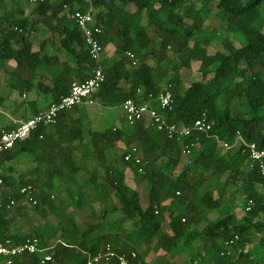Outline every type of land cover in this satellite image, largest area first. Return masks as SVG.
<instances>
[{"label":"trees","instance_id":"1","mask_svg":"<svg viewBox=\"0 0 264 264\" xmlns=\"http://www.w3.org/2000/svg\"><path fill=\"white\" fill-rule=\"evenodd\" d=\"M213 2V18L227 33L220 41L217 31L210 33L205 25ZM92 4L101 30L98 40L103 51L111 45L115 55L102 59L104 82L92 99L105 108L132 100L160 111L158 97L168 90L172 104L161 111L168 124L190 128L204 120L210 129L193 131L181 142L145 122L125 121L95 132L84 128L79 107L60 113L51 132L39 126L1 158L3 166L26 153L36 165L16 179L3 174V189L15 205L8 208L9 199L4 198L0 242L20 244L34 237L45 253H24L13 257L11 264H88L98 255L103 258L90 264H118L115 258L104 259L107 246L130 264H264V176L249 167L246 153L221 145L232 143L239 134L264 147V0H93ZM77 5L45 0L30 8L24 0H13L11 6L0 0V69L7 75L9 90L24 95L36 87L53 103L68 94L73 82L91 76L95 63L70 18ZM128 53L134 55L135 66ZM181 69L198 73L200 81L185 85ZM47 74L51 89L42 83ZM74 112L79 119H71ZM119 143L125 146L120 156L115 151ZM88 159H96V165L89 168ZM120 163L132 172L136 186L145 185V203L139 190L126 183ZM24 187L31 188L41 213L44 207L56 211L49 195L56 187L65 197L63 210L104 205L111 196L118 207L92 211L90 219L97 221L86 227L73 225L68 230L59 223L51 233L58 241L47 249L42 229L32 237L10 231L16 214L27 216V197L20 193ZM237 201V207L230 206ZM234 211L244 215L237 218ZM112 212H120L121 220L115 232H108ZM165 218L168 233L162 230ZM45 254L50 261L41 263ZM174 254L180 259L170 262ZM4 260L0 256V264Z\"/></svg>","mask_w":264,"mask_h":264},{"label":"built area","instance_id":"2","mask_svg":"<svg viewBox=\"0 0 264 264\" xmlns=\"http://www.w3.org/2000/svg\"><path fill=\"white\" fill-rule=\"evenodd\" d=\"M24 1L34 5L45 0ZM92 1L93 0H70V2H73L75 5L78 4L74 11L70 14V18L75 26L83 34L85 47L90 58L95 63V67L91 72V76L82 82H73L67 95L62 96L57 102L51 103L45 110L35 114L31 118L18 122L14 128L10 130H3L0 134V208L3 206L4 198L9 199L8 208H11L15 205L14 200L8 198V195L5 194V190L3 189L4 170L1 164L2 156L13 149L17 143L28 140L31 134L39 126H54L60 113L72 111L76 107L92 106L95 104V101L92 99V95L104 82V73L102 68L104 51L98 40L101 30L96 26L95 23V9L93 7ZM81 6L82 10L79 9ZM127 55L131 60L132 65L135 66L137 61L134 55L131 53H128ZM171 104V93L167 90L158 97L160 111L151 109L146 104L136 105L132 100L125 101L120 107L123 110L128 123L133 124L135 122H145L147 124H152L156 126L158 130L165 131L169 139H174L177 142H181L183 139L190 136L193 131L206 133L210 129L209 125L206 124L204 120L197 121L190 128L168 124L161 111L170 109ZM221 145L227 151L241 150L243 153H246L249 167L256 168L258 172L264 176V147H259L253 142L250 143L245 141L239 134H237L232 143L221 142ZM184 150L185 153H188L187 146H184ZM126 159H128V156ZM20 193L26 195L27 203H31L33 205L36 204L35 198L31 196L30 187L22 188ZM229 244L230 243L228 242L225 243V245ZM38 245L39 242L34 237L27 239L20 244L13 243L11 240L7 239L4 242H0V256L5 258L3 262L4 264H11V259L13 257L22 255L24 253H45V250L39 249ZM106 248L107 252L104 254V259H106V261L115 258L118 264H130L124 255H117L114 252L109 251L108 246ZM135 257L136 254L131 252L130 258L134 259ZM101 258H103L102 255H98L94 259H89L88 264L91 262L96 263ZM47 261H50V256L45 254L41 263Z\"/></svg>","mask_w":264,"mask_h":264},{"label":"rangeland","instance_id":"3","mask_svg":"<svg viewBox=\"0 0 264 264\" xmlns=\"http://www.w3.org/2000/svg\"><path fill=\"white\" fill-rule=\"evenodd\" d=\"M6 1V2H5ZM193 2H198L199 0H192ZM6 5L9 6L12 5L13 0H4ZM215 3L213 2L210 6V15L205 21V25L208 27L209 32L211 33V30L217 31V40L220 41L221 39L225 38L227 33L222 28L219 21L213 18V14L215 12ZM32 6H30L31 8ZM30 9H28L29 11ZM44 29V28H42ZM240 39V38H239ZM114 48L109 45L106 48H104L103 53V59H112L114 58ZM181 79L185 83V85L190 84L193 81H200L201 76L196 73L192 72L190 70L181 69L180 72ZM7 81V75L0 69V99L3 98V103L0 109V121L1 120H8L9 116H15L14 120H22V117H27L32 113V110L40 109L46 105L47 102L51 100V98L47 95L40 94L39 98L36 97L35 91L32 89L27 93V98L23 99L22 95H20L18 92H12L8 91L6 85ZM37 99V100H36ZM32 101H35V105H29ZM77 108V107H76ZM79 111L83 112L82 114V123L84 128L90 129L95 132H103L104 130L111 128V127H118L122 122H127L125 114L121 107L117 108H105L99 105L98 102H95L92 106H82L79 107ZM78 111V112H79ZM72 117L74 119H77L79 117V114L77 112H74ZM5 123V122H4ZM132 149V148H131ZM116 155L120 156L125 151V146L122 143H119L116 145L115 148ZM76 158L80 156L79 153H75ZM19 161H22V164L24 166L20 167V171H25L26 169L31 168L32 166H35V162L33 159V156L29 154H21L19 156ZM88 167L92 168L96 165V159H88L87 161ZM4 167V175H7L8 171L6 168V162L3 165ZM119 167L123 170L125 174V180L127 184H130L131 186L137 188L139 190L140 196H141V202L145 203L146 199V188L145 185H139L136 186L137 183L135 181V178L132 174V172L127 168L119 164ZM243 167L246 169L248 168V164H244ZM228 176V173L225 174L221 181H224ZM209 191H212L214 194L213 187L208 189ZM230 192L233 191V188H228ZM60 188L56 187L55 189L51 190L49 192L50 199L52 201V205L55 208L56 211L49 210L47 207H44V213L40 212V209L37 208L36 205H33L31 203H27V209L25 211V214L27 216L18 218L16 214V221L11 226L10 231L13 233L16 231V233L22 235V236H35V230L36 229H42L43 230V237L44 240L47 243V249H52V247L57 243L58 237L52 238L51 233L58 230L59 223L61 225L63 224L68 230H71L73 225H80L83 227L87 226L88 224L93 223L95 220L90 219V214L93 211L95 214L100 213L102 210H113L114 208L118 207L117 200L111 196L107 199L106 203L104 205L100 204H94L93 206H87L85 205L82 209L72 208L70 206L66 207L63 210V205H65V197L62 193L59 192ZM5 194H8V190L4 191ZM216 196V195H215ZM240 203H243L244 198L242 196L240 197ZM238 201L235 203H231L230 206L237 207ZM238 209V208H237ZM237 218H241L244 213L234 211ZM240 213V214H239ZM62 215H65L68 218H71V224H68L64 217ZM215 215V214H214ZM215 218V216H213ZM211 217L212 219H214ZM121 220L120 212H112L110 214V219L108 220V225L105 230L108 232H115L116 229L119 226ZM97 221V220H96ZM95 221V222H96ZM94 222V223H95ZM67 223V224H66ZM47 227L50 229H47ZM162 230L165 233L169 232V226H168V219L165 218V220L162 222ZM55 233V232H54ZM59 235V233H57ZM163 254L160 253L158 256L159 260H162L164 257ZM178 255H173L170 258V262H177L179 261Z\"/></svg>","mask_w":264,"mask_h":264},{"label":"crops","instance_id":"4","mask_svg":"<svg viewBox=\"0 0 264 264\" xmlns=\"http://www.w3.org/2000/svg\"><path fill=\"white\" fill-rule=\"evenodd\" d=\"M6 2V1H5ZM30 6H34V5H31L30 4ZM128 10L129 11H132L133 10V8L132 7H128ZM42 83H43V85H45V86H47V87H49L50 89L52 88V81H51V75L49 74H47V75H45L44 77H43V79H42ZM8 91H11V90H9V89H7ZM32 90V89H31ZM30 90V91H31ZM33 90L36 92L35 93V95H36V97L37 98H39V96H40V94H42L41 92H39L38 91V89L36 88V87H34L33 88ZM12 92H15V91H12ZM48 96V95H47ZM22 98L23 99H26L27 98V94H24V95H22ZM37 100V99H36ZM2 103H3V98H1L0 99V109H1V106H2ZM52 102H51V100L49 101V102H47L46 103V105L44 106V107H42V108H40V109H35V110H32V113L29 115V116H27V117H22V120H18V121H16V120H14V117L15 116H9V115H6L7 117H9L8 118V120H1L0 121V130H6V129H12V128H14L16 125H17V123L18 122H20V121H24V120H27V119H29V118H31L32 116H34L35 115V111H37V113H39V112H41V111H43V110H45L50 104H51ZM31 105H35V101H32L31 102V104L29 105V107H31ZM36 113V114H37ZM80 117H77V119H79ZM71 119H74L73 117H71ZM82 117L80 118V120L82 121ZM75 120V119H74ZM5 122V123H4ZM53 130V128L52 127H48L47 128V131L48 132H51ZM78 153V152H77ZM80 154V153H79ZM21 156V155H20ZM19 156L17 157V158H15V159H13V160H11V161H8V162H6V168H12V171L11 172H8V175H10L12 178H14V179H16V178H18L20 175H23V174H28L29 173V171H31L32 170V168L34 167V166H32L31 168H29V169H26L25 171H20V167H22V166H24V164H22V161L20 160L19 161ZM44 166H41V169H40V171L42 172L43 170H44ZM90 168V167H89ZM3 170H4V167H3ZM14 234H18V233H16V231H14L13 232Z\"/></svg>","mask_w":264,"mask_h":264}]
</instances>
